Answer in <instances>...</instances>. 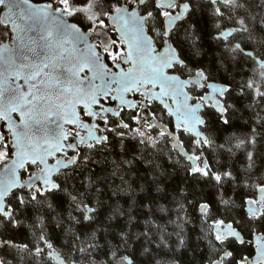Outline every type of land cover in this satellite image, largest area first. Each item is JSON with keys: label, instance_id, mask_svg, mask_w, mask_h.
<instances>
[{"label": "trees", "instance_id": "trees-1", "mask_svg": "<svg viewBox=\"0 0 264 264\" xmlns=\"http://www.w3.org/2000/svg\"><path fill=\"white\" fill-rule=\"evenodd\" d=\"M31 1L64 8L62 0ZM122 4L89 3L106 11ZM142 10L160 45L161 12L154 0ZM230 28L229 40L216 39ZM6 35L0 27V41ZM173 41L187 68L178 70L182 77L202 71L228 88L225 121L211 107L203 112L206 170L193 172L159 131H112L106 143L80 151L55 178L57 189L18 190L7 199L12 214L0 217V240L12 245H0V264H54L46 256L52 250L76 264H212L228 251L222 264H243L251 256L232 239L220 241L213 226L255 232L244 207L264 187V67L255 62L264 60V0H191ZM178 136L191 153L182 130Z\"/></svg>", "mask_w": 264, "mask_h": 264}, {"label": "water", "instance_id": "water-1", "mask_svg": "<svg viewBox=\"0 0 264 264\" xmlns=\"http://www.w3.org/2000/svg\"><path fill=\"white\" fill-rule=\"evenodd\" d=\"M147 1L138 0L132 8L122 4L109 15V26L115 30L125 50L121 64L112 71L96 55L94 44L89 43L90 35L70 22L65 13L55 10L52 3L0 0L3 10L1 24L11 32V41L0 44V119L11 125L13 146L11 159L0 167V217L10 216L7 199L18 190L29 191L37 184L42 186L43 193L57 189L55 177L77 162L76 157L57 158L64 149L75 150V144L66 143L69 138L67 126L76 127L78 131L85 129L79 109L88 112L94 105H99L100 99L115 101L117 108L127 107L132 103L128 95L140 92L149 101L158 103L171 117L175 129L182 128L196 143L205 139L201 131L203 104H211L225 120L221 98L228 91L226 85L207 82L202 103L193 104L188 89L192 85L200 87L203 73L196 78L183 79L168 72L174 64L181 63L170 36L186 17L189 3L179 5L177 15L164 17L166 40L157 52L154 40L147 32L145 17L139 13ZM156 2L161 9H166L173 7L177 0ZM234 33V28L224 29L217 39H229ZM95 34L104 47H108L111 43L108 31L97 30ZM244 54L254 56L252 51H244ZM255 62L264 67V60L257 58ZM122 66L127 68L124 70ZM85 71L89 74L83 77ZM148 87L150 89L145 91ZM105 109L112 113L113 108ZM13 112L17 113L19 120L13 119ZM154 123L170 138L171 148L193 167L194 160L179 138L162 123ZM77 143L82 144V140ZM28 165H38L40 169L22 179V170ZM262 197L264 191L260 190L259 199ZM251 206L252 203L248 202L246 211L253 215ZM205 211L206 206H202L201 214ZM89 213L87 208L86 218ZM213 230L222 238L244 242L241 233L231 224L215 225ZM3 244L12 245L0 240V245ZM252 245L254 255L249 264H264V235L255 236ZM46 256L54 264H76L67 263L54 250L48 251ZM227 257L228 253L212 264H222ZM125 262L131 264L129 258H125Z\"/></svg>", "mask_w": 264, "mask_h": 264}, {"label": "flooded vegetation", "instance_id": "flooded-vegetation-1", "mask_svg": "<svg viewBox=\"0 0 264 264\" xmlns=\"http://www.w3.org/2000/svg\"><path fill=\"white\" fill-rule=\"evenodd\" d=\"M136 1L137 2L133 6H130V5H128V6L130 8L134 7L138 3V0H136ZM148 1H150V0H148ZM190 1L191 0H177L176 4L173 7L161 9L157 5L156 0H154L158 10L161 12V20H162V28H163L162 32H161L162 43L160 45H156L155 40L153 39L154 45L157 49V52H159L162 49V47L165 43V40H166L165 28H164V17H166L168 15H177L179 12V5H181L184 2L189 3V10L187 12L186 17L183 18L176 25V27L173 29V31L171 32L170 38H171V41L174 45V41H173L174 33L177 30V27H179V25L182 23V21L187 18L189 11H190ZM216 1H218V0H216ZM216 1H214V2H216ZM62 2H63V0H62ZM62 2L60 4L62 7H64ZM210 2H213V1H210ZM146 3H144L140 7L139 13L143 17H145V24H146L147 32L150 35L149 29L147 26V18H146L145 14L143 13V10H142V7ZM53 8L55 10L61 11L62 13H65L70 22L74 23L83 33L90 35L89 43L94 44V51H95L96 55L98 56V58H101L102 61H104L112 71H115L116 70L115 67H117V65L121 64V59H122V57L125 56V50H124L122 43H120L121 41H120L119 37L117 36L115 30L113 28H110L109 23H108V17L110 14L113 13L114 9H110V10L106 11V9L103 10L99 7H90V5H89L88 8H85V9H81V8L77 7L76 9L71 10V9H66V8H57V7L55 8L54 4H53ZM114 8H116V7H114ZM2 11H3L2 8H0V27H2L3 30L5 29L7 31V35H6L4 40L0 41V44L11 41V32H10L9 28L7 26H4V24L3 25L1 24ZM97 30L108 31L109 36L111 38V43L108 45V47H104V44H103L102 40L100 39V37L95 34V32ZM217 35H216V39H217ZM227 39L223 40V41H227ZM174 47L177 50V53L179 54V58L181 60V63L179 65L174 64L173 67L168 72L170 74H177L180 77H182L179 74L178 70L183 69L186 71L187 68L184 65V61H183V57H182L183 54L181 55V53L179 52V50L177 49V47L175 45H174ZM238 47H239V45H238ZM243 53H244V51H243ZM122 68L125 70L127 68V66H122ZM199 73H203V72L198 71L193 76H186V77H182V78L183 79L196 78V76H198ZM88 74H89V72L85 71L82 74V76L86 77V76H88ZM203 75H204V79L201 81L200 87L192 85L188 89L189 93H191L193 96V100L191 101V103H193V104L198 103V102L202 103V98L207 93L206 83L209 82V80H207L204 73H203ZM149 89H150V87H148L145 91H148ZM194 92L197 96L194 94ZM197 97H199V98H197ZM128 99L130 101L132 100V103H131V106H127V107L122 106V107L117 108L116 102L107 98L106 100L100 99L99 105H94V107L92 109H90L88 112L84 111L82 108L79 109L80 119L83 123H85V129H83L82 131H78L76 127H72L70 125L67 126V132L69 134V138L67 139L66 143L68 145L75 144V150L64 149L63 154H58L57 158L59 157V158L69 159L71 157H76L78 160V154L80 153V151L85 150V149H91L92 147L95 146V144L101 145L103 143H106V141L109 138L112 131L119 130V129L122 131H127L129 129L134 128V129H138L139 131L144 132L147 135L150 134L151 132L159 131L166 138L169 139V144H170V141H171L170 138L167 135H165L161 131L160 128L156 127V124L154 123L155 121L162 123L163 125L168 127V129L171 131V133L176 135L179 138L178 133L182 130V128L175 129L171 117L166 113V111L158 103H155V101H149V98L140 92H138V93L133 92L132 94L130 93L128 95ZM222 99L223 98H221V102H222ZM105 107L113 108L112 113L108 112L105 109ZM206 107H211L215 111V109L212 107L211 104H203V110L201 112L202 118H203V112H204ZM115 113H117V115ZM12 117L14 120H19L18 115L15 112L12 113ZM224 117H225V115H224ZM8 124L9 123L7 122V120H5L3 118L0 119V157L6 159L5 161L1 162L0 167L9 161L12 157V154H13V146H12L11 135H10V133H12V131L10 130L11 125L10 124L8 125ZM9 126H10V129H9ZM204 127H205V122H204V118H203V127L201 128V131L203 132V134H204V130H203ZM182 132L185 135V138H186L185 140H187L186 143H188L189 148L192 150L191 153L188 152L194 160V166L192 167L190 165L192 171L195 173H196V171L197 172L198 171H205L207 168V165H206V160L203 158V152H202V149H203L202 145L206 141L205 134H204L205 139L201 140L200 143H196V140L192 136L185 133L183 130H182ZM187 136L189 139L187 138ZM78 140H82V144L77 143ZM179 140L181 141L180 138H179ZM181 143L184 147V144L182 141H181ZM52 162H53V160L51 159L50 163H52ZM39 169L40 168L38 165H28L24 170H22L23 171L22 172V179H27L28 177L34 175V173L35 174L38 173ZM62 172H65V171H62ZM62 172H60V173H62ZM54 181H56V180L54 179ZM36 189L41 190V192H42V186L40 184L35 185L29 191H26L24 189H22V190L30 193ZM260 190L264 191V187L258 188L255 197H252V198H249L248 200H246V204L244 207V211H245L246 216L251 220V222L253 224H256L255 232L251 233L249 235V237H245L236 227H234L231 224L237 231H239L241 233V235L244 239L243 243H238L237 241H235L232 238H224V237L222 238V236H218L214 233L219 238L220 241L232 239L236 243H238L240 245H244L246 248L251 249V256H249L248 258H245L243 264H249V260H251V258L254 255V248L252 245V241H253L254 237L264 235V197H262L263 198L262 200L259 199V191ZM248 202L252 203L251 207L253 209L252 210L253 215L248 214L246 211ZM7 210H9V209L7 208ZM256 210H257V213H255ZM11 214L12 213L10 211V216H11ZM5 219H7V218H5ZM221 224L222 223L214 224V226L215 225H221ZM223 224H229V223H223ZM213 232H214V230H213ZM227 253H228V257H229L230 252L228 251Z\"/></svg>", "mask_w": 264, "mask_h": 264}, {"label": "rangeland", "instance_id": "rangeland-1", "mask_svg": "<svg viewBox=\"0 0 264 264\" xmlns=\"http://www.w3.org/2000/svg\"><path fill=\"white\" fill-rule=\"evenodd\" d=\"M89 2L90 0H63L62 4L64 8L73 10L77 7L81 9L88 8ZM126 3H128V0H125V4Z\"/></svg>", "mask_w": 264, "mask_h": 264}]
</instances>
